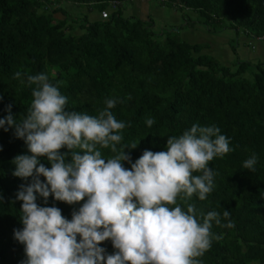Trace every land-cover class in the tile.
<instances>
[{
  "label": "trees",
  "instance_id": "trees-1",
  "mask_svg": "<svg viewBox=\"0 0 264 264\" xmlns=\"http://www.w3.org/2000/svg\"><path fill=\"white\" fill-rule=\"evenodd\" d=\"M109 1L0 0V119L8 115V105L18 121L27 115L32 100L27 76L45 73L68 98L69 111L97 115L105 99H117L111 111L126 124L117 148L138 144L125 149L132 162L144 150H166L168 137L194 124L217 126L233 151L209 162L218 173L214 189L205 201L193 196L189 203L198 214L216 210L222 216L228 210L234 227L213 223L212 231L222 238L199 259L202 264H264V60L236 57L223 63L202 51L201 43L183 40L177 27L153 30L147 16L123 15L120 4L128 0H115L102 18L99 12ZM157 1L192 12L187 20L208 32L226 26L246 38L248 32H264V0ZM66 3L78 7V14H69ZM94 6L96 16L89 20L84 11ZM149 118L155 121L151 127ZM102 151L106 158L114 155ZM22 154H28L27 146L14 129L0 128V264L26 259L24 246L14 239V229L23 227L16 193L31 182L13 175V160ZM253 154L254 170L245 169ZM41 162L51 166L46 158ZM124 166L130 168L128 162ZM37 203L59 207L71 220L83 201L68 205L50 196L45 205L38 196ZM101 246L107 254L115 251L111 241Z\"/></svg>",
  "mask_w": 264,
  "mask_h": 264
},
{
  "label": "clouds",
  "instance_id": "clouds-1",
  "mask_svg": "<svg viewBox=\"0 0 264 264\" xmlns=\"http://www.w3.org/2000/svg\"><path fill=\"white\" fill-rule=\"evenodd\" d=\"M27 85L32 88L27 115L18 121L8 105L0 119V128L14 129L28 151L13 160V175L31 178L16 193L23 227L14 229V239L24 246L22 264H202L199 258L222 238L212 231L213 223L234 227L228 210L222 216L216 210L198 214L189 203L193 196L205 201L214 189L218 173L209 162L233 151L217 126L194 124L168 137L166 150H144L132 162L125 149L138 144L117 148L126 124L111 111L116 98L105 99V107L89 115L69 111L68 98L45 73L28 75ZM154 123L146 120L149 127ZM104 149L114 155L106 158ZM256 163L253 154L243 167L254 170ZM38 196L45 205L50 196L68 205L83 203L69 220L59 207L38 204ZM105 241H111L112 254L101 246Z\"/></svg>",
  "mask_w": 264,
  "mask_h": 264
},
{
  "label": "rangeland",
  "instance_id": "rangeland-1",
  "mask_svg": "<svg viewBox=\"0 0 264 264\" xmlns=\"http://www.w3.org/2000/svg\"><path fill=\"white\" fill-rule=\"evenodd\" d=\"M143 1L146 3L144 11H146L147 18L152 20L153 30L177 27L179 36L183 40L201 43L202 51L208 52V54H211L215 58L217 57L223 63L232 64L234 60H236L237 54L240 59L254 61L253 58L256 54V50L250 49V47L246 45L240 31L226 26L218 28L215 32H208L206 27L198 21L187 20V17L193 19L194 14L192 12L186 15L181 12V10L175 9L168 4L159 3L157 0ZM135 2L137 1L128 0L121 2L120 9L122 14L125 16L129 14L144 15L141 8L137 10L134 7ZM65 7L69 14H78V7L70 3H66ZM84 12L89 20L94 19L96 16L95 6L89 11ZM262 41L264 44V40ZM251 46H253V44ZM234 47L236 48V52ZM240 48L244 50L243 54H240Z\"/></svg>",
  "mask_w": 264,
  "mask_h": 264
},
{
  "label": "crops",
  "instance_id": "crops-1",
  "mask_svg": "<svg viewBox=\"0 0 264 264\" xmlns=\"http://www.w3.org/2000/svg\"><path fill=\"white\" fill-rule=\"evenodd\" d=\"M137 2H135V8L138 10L139 8H141V11L143 12V14L144 15H139V16H142L143 18L144 17H146L147 15H146V11H144L145 10V5H146V3L143 1V0H136ZM242 38L245 40V43H246V45H248L249 47H250V49H254V50H256V54H255V56H254V62L255 61H261V60H264V44L262 43L263 41H256V42H253V46H250L248 43H247V38H246V36L244 35V34H242ZM212 48V47H211ZM234 49H235V52H236V48L234 47ZM242 48H240V50H239V52H240V54L242 53L243 54V52H244V50L242 49ZM214 51H215V49H214ZM237 57H238V54H237ZM242 57H243V55H242Z\"/></svg>",
  "mask_w": 264,
  "mask_h": 264
},
{
  "label": "built area",
  "instance_id": "built-area-1",
  "mask_svg": "<svg viewBox=\"0 0 264 264\" xmlns=\"http://www.w3.org/2000/svg\"><path fill=\"white\" fill-rule=\"evenodd\" d=\"M116 4L115 0H111L109 1V6L102 9L99 13H100V17L105 18L108 15V10L110 7H114ZM264 40V32L261 33H252V32H248L247 34V43L251 46L253 44V42L256 41H262Z\"/></svg>",
  "mask_w": 264,
  "mask_h": 264
}]
</instances>
